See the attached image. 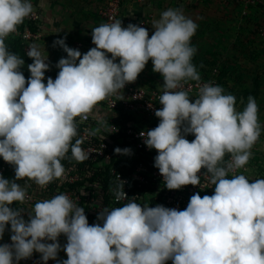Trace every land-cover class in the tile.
Wrapping results in <instances>:
<instances>
[{
	"label": "clouds",
	"instance_id": "obj_1",
	"mask_svg": "<svg viewBox=\"0 0 264 264\" xmlns=\"http://www.w3.org/2000/svg\"><path fill=\"white\" fill-rule=\"evenodd\" d=\"M32 13L31 0H0V157L15 171L14 180L0 175V240L9 225L11 231V243L0 244V264H19L34 252L43 264L50 259L57 264H264V179L228 178L252 157L261 135L259 108L250 95L237 111L236 97L211 83L199 87L194 101L182 90L184 83L201 79L192 63L197 49L191 46L198 25L182 9L168 8L152 22L150 38L145 27H123L115 20L92 29L95 47L84 54L69 47L66 36L54 40L52 46L67 57L59 59L56 78L45 84L50 65L38 46L28 47L33 63L26 80L20 71L24 60L5 43ZM149 60L164 81L163 107L155 111L159 123L139 134L158 153L154 167L168 190L200 185L205 169L214 194H193L185 210L141 207L130 200L102 209L97 220L103 226L90 225L85 210L63 193L36 202L27 220L24 209L10 207L28 198L17 180L46 189L63 178L61 161L69 150L77 162L88 158L82 141L73 143L77 118L88 120L100 102L135 82ZM188 134L195 139L189 142ZM114 152L129 155L131 149ZM124 183L119 178L113 189L117 202L127 199ZM61 235L67 238L63 261L57 259Z\"/></svg>",
	"mask_w": 264,
	"mask_h": 264
},
{
	"label": "built area",
	"instance_id": "obj_2",
	"mask_svg": "<svg viewBox=\"0 0 264 264\" xmlns=\"http://www.w3.org/2000/svg\"><path fill=\"white\" fill-rule=\"evenodd\" d=\"M45 0H37L36 3ZM48 1V0H47ZM132 0H111L108 7L99 12L101 19L93 28L98 27L102 23H111L119 19L122 8L125 4ZM138 2H146L147 0H136ZM235 6L240 13V21L243 24L249 23L253 28L256 36V42L264 49V0H233ZM124 9V8H123ZM130 16L127 15V19ZM41 18L36 11L28 17V19L36 21ZM154 18L153 13H148L144 17H133L136 25L145 27L148 21ZM92 32V31H91ZM21 37V48L27 55L28 47L31 44H37L42 33L40 28L36 31L26 28L23 32L18 30L11 34L10 37ZM7 38V39H8ZM6 39V40H7ZM95 47L92 44L91 34L83 41H76L74 48L84 50L85 53ZM42 56L47 59L50 70L45 72L44 83L47 78L53 80L58 74V68L49 56L41 52ZM110 56V54H109ZM119 62L118 60L116 61ZM215 77L216 74H215ZM211 83L219 85L218 78L200 79L199 82L188 81L183 84L182 90H186L189 97L194 101L198 98L199 87L203 84ZM163 84L154 87H148L146 83L138 76L133 83L125 85L124 89L119 90L115 95L110 96L106 100L100 102L88 120L81 121L77 118L78 136L74 138L82 141L81 147L87 155V159L83 162H77L71 158L69 150L62 164L65 167V174L62 179L50 183L46 189L39 188L34 182L29 180H20V185L24 186L28 194L26 202L23 204L13 203V208L24 209V218L28 219L36 202L44 199H50L58 194H66L78 206L85 210L89 224L100 223L97 216L104 208L111 210L115 207H122L130 200H134L141 207H156L162 205L166 208H175L177 210H185L190 197L199 193L201 197L204 195H213L215 186L209 183V179L203 173H200V185L184 186L180 190H168L163 181L159 170L154 167V158L158 154L155 149H149L144 138L140 137L141 131L154 129L159 118L155 116V111L163 106L159 103V96L163 94ZM123 99V100H121ZM101 121L104 122L101 125ZM140 125H145L141 127ZM100 131L95 135H89V131L96 128ZM187 140L188 135L185 136ZM189 142H191L189 140ZM130 148L131 154L118 155L114 152L115 148ZM226 160L229 157L225 158ZM10 168V164L3 161L0 157V175H4ZM247 170V167L242 168ZM239 169L236 173H230L228 178H232L234 174H244V170ZM119 178L124 183V191L127 199L117 202L113 194V189L119 184ZM10 225L7 227L3 239L0 244L11 243ZM66 236L61 235L58 240L61 250L58 253V260L63 261L66 255L63 254V240ZM51 243V241H48ZM19 264H43L40 253H33L28 259H22ZM47 264H57L56 260H49ZM166 264H172L169 260Z\"/></svg>",
	"mask_w": 264,
	"mask_h": 264
},
{
	"label": "rangeland",
	"instance_id": "obj_3",
	"mask_svg": "<svg viewBox=\"0 0 264 264\" xmlns=\"http://www.w3.org/2000/svg\"><path fill=\"white\" fill-rule=\"evenodd\" d=\"M160 1L154 20H158L160 14L168 8H180L186 17L191 18L198 25L192 37L191 46L197 49L192 63L196 66L201 79L209 77L215 79L216 74L219 86L224 89V94H232L236 97L237 111H243L250 95L255 98L259 108V122L262 126L261 135L251 150L252 157L246 165L247 170L242 169V171L244 170L243 175L249 179L250 183L255 179H264V49L256 42L253 28L249 23L244 25L240 21V13L233 0ZM110 2L111 0H64L53 4L57 9L54 10L55 12L50 11L48 18L51 20L54 18L55 22L52 21L51 24L45 19L46 16L44 17V30L37 42L38 45L36 44L39 50L54 62H58L62 57L66 58L67 53L59 46L53 47V41L66 36V44L74 48L75 36H81L82 30L85 29L84 25L101 9L105 10ZM128 6L129 4L123 6L121 14L127 15ZM57 13L59 14L56 15ZM61 15L64 16V20L59 25L57 17ZM133 16L134 18L141 17L142 13L139 12ZM133 16L128 18L127 25H136L135 20L132 22ZM120 20L122 25L126 23L123 17ZM79 27H81L80 32L76 35ZM145 28L150 38L154 32L152 22L148 21ZM92 29L90 28L89 34ZM81 53L83 54V51ZM21 68L25 77L29 78L30 72L26 66ZM139 76L148 87L162 85L164 82L161 75L153 72L151 60ZM2 176L9 180L15 179V173L10 170ZM16 183L19 184L20 180ZM66 243L67 238L65 237L62 246ZM63 254L66 255V252L63 251Z\"/></svg>",
	"mask_w": 264,
	"mask_h": 264
},
{
	"label": "crops",
	"instance_id": "obj_4",
	"mask_svg": "<svg viewBox=\"0 0 264 264\" xmlns=\"http://www.w3.org/2000/svg\"><path fill=\"white\" fill-rule=\"evenodd\" d=\"M64 0H50V1H47V2H44V3H41V6L39 7V9H40V13L43 15V17H45V19L50 23L51 22V24H52V21H54L53 19L51 20V19H49L48 18V15H50V11L52 12H55L54 10H56L57 8H56V5H53V4H55V3H57V2H63ZM161 1L160 0H147L145 3L144 2H138V1H136V0H132V1H130V3H128L129 4V6H128V12H126V14L127 15H131V16H133V14H137V13H139V12H141L142 13V16H144V15H148V13H153L154 15H156L157 14V11H158V9H159V7H158V5H159V3H160ZM59 4V3H58ZM63 8H65V7H63ZM59 9V11L61 10L60 8H58ZM102 10V9H101ZM100 10V11H101ZM99 11V12H100ZM61 12V11H60ZM59 12V13H60ZM99 12L95 15V17H91L90 18V20L88 21V23L86 24V25H84V27H85V29L84 30H82V32H81V36H75V41H78V39H83L84 38V40L90 35L89 34V30H90V28H93L97 23H98V21H97V19H98V16H99ZM59 13H57L56 15H58ZM123 13V12H122ZM127 15H125L124 13L123 14H121V15H119V19L118 20H120L121 19V17H123V19L126 21V23L125 24H123L122 26L123 27H126V26H128L127 24V22H128V19H127ZM141 16V17H142ZM63 17L64 16H58L57 18H59L57 21L59 22V25H61L62 24V21L64 20L63 19ZM133 17H135V16H133ZM138 17V16H137ZM155 17V16H154ZM156 18V17H155ZM154 18V19H155ZM154 20H150L149 22H153ZM55 22V21H54ZM67 22H68V20H67ZM48 23V24H49ZM58 24V23H57ZM78 26V25H77ZM83 27V26H82ZM81 27H79L78 29H77V32L75 33L76 35H78V32H80L79 31V29H80ZM47 29V28H46ZM77 37V38H76ZM157 74H159V73H157ZM160 75V74H159ZM10 207H12V206H10ZM13 208V207H12Z\"/></svg>",
	"mask_w": 264,
	"mask_h": 264
},
{
	"label": "trees",
	"instance_id": "obj_5",
	"mask_svg": "<svg viewBox=\"0 0 264 264\" xmlns=\"http://www.w3.org/2000/svg\"><path fill=\"white\" fill-rule=\"evenodd\" d=\"M48 1H50V0H48ZM32 3V2H31ZM32 5H33V11H36L37 13H40L41 11H40V9H39V7L41 6V3H32ZM41 14V13H40ZM129 16H131V15H129ZM94 17V16H93ZM155 18V17H154ZM154 18L152 19V20H154ZM100 19H101V16L99 15L98 16V19H97V21H98V23H99V21H100ZM43 20H44V17H43V15L41 14V18L39 19V20H36V21H33V20H30V19H28V18H26L25 20H24V22L20 25V26H18V28L20 29V31L21 32H23L26 28H30V29H33V30H37L38 28H40V31H41V33H43L42 31L44 30V24H43ZM77 38V37H76ZM79 41H83L84 40V38L82 39H78ZM5 43L7 44V46H8V50L10 51V52H12V53H15V54H17L20 58H22L23 60H24V65L26 66V68L28 69V65H30V64H32L33 63V60L30 58V57H28L27 55H25V53H24V51L22 50V48H21V44H22V40H21V37H10V38H8L6 41H5ZM81 51H83V54L85 53V51L84 50H81ZM53 61V60H52ZM54 62V61H53ZM23 65V66H24ZM20 71L24 74V71H23V69L21 68L20 69ZM59 71V70H58ZM25 76V75H24ZM26 78V80L28 79L27 77H25ZM217 78H218V76H217ZM27 86V85H26ZM141 127H143V126H145V125H140ZM188 139L190 140V141H192V140H194L195 139V136L194 135H192V134H188ZM227 157V156H226ZM225 157V158H226ZM64 161V160H63ZM9 170L10 171H12V172H14L15 173V171H14V167L12 166V165H10V168H9Z\"/></svg>",
	"mask_w": 264,
	"mask_h": 264
},
{
	"label": "bare ground",
	"instance_id": "obj_6",
	"mask_svg": "<svg viewBox=\"0 0 264 264\" xmlns=\"http://www.w3.org/2000/svg\"><path fill=\"white\" fill-rule=\"evenodd\" d=\"M36 1H37V0H31L32 3H36ZM46 1H47V0H45V1H40V2H38V4H39V3H44V2H46Z\"/></svg>",
	"mask_w": 264,
	"mask_h": 264
}]
</instances>
